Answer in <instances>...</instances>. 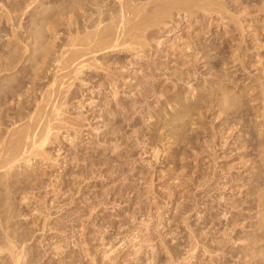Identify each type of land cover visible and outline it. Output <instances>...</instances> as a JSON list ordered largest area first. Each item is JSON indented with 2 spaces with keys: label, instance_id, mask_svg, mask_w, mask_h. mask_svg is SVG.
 I'll list each match as a JSON object with an SVG mask.
<instances>
[{
  "label": "rangeland",
  "instance_id": "1",
  "mask_svg": "<svg viewBox=\"0 0 264 264\" xmlns=\"http://www.w3.org/2000/svg\"><path fill=\"white\" fill-rule=\"evenodd\" d=\"M18 1L24 2L25 0H1L0 2H18ZM35 1L38 3V4L36 3L38 6L36 4L35 6H37L38 8L35 7L31 11L32 15H34V18L40 19L42 18L41 16L43 14V16L48 15V17L50 15L51 18H55L56 20L54 19L55 21L54 22L52 21L53 19L51 20V18H48L46 16L48 20L50 19L49 24L48 22H45L44 25L38 26L40 29H37L38 27L36 28L35 27L36 24L32 21L33 16L32 18L31 16H28V15H31L29 14L30 12L28 13L26 12L27 14L25 13L24 15L23 14L21 15L20 11L16 12V15L18 13L20 14V15L18 14L19 16L17 15L19 17L18 21L23 26V30L22 29L20 30V27H19V31H18L21 37L20 44L18 43L19 41L16 40V38H14V36L11 35L12 33H9L10 28H11L10 27L11 22L9 23L10 25L8 23H5L7 21H5V18L3 19V17L1 16L2 14H0V18H2L0 21V26H1L0 31L4 27L3 31L1 32V36H0V45H1L0 48L2 47L1 49H3L5 47V51L9 52V55L12 52H14L15 55H11V57L14 59L13 61H17V58H20V57L22 58V59L21 58L19 59L22 61H18L19 63L17 62V64L10 66V69H11V67L14 68V66L17 65L16 68L11 69L12 71L9 69L11 72L9 70H8L9 72L4 71L6 73L1 72V75H0V79L2 80V81L0 80V85L2 84L0 86V90H2L5 86L6 88L12 89V91H9L7 89L9 94L5 92L6 89L2 90L3 92L0 91V95H1L0 96V113H1L0 115L2 117H5V119L1 118L3 120L2 122H0L2 123V125L0 124L1 130L4 129V131L2 132H5V127L11 124V121H9L11 120V117L13 121L15 119L19 121V118L21 119L20 115L25 116L23 121H25L26 118L28 119L29 114L24 113V112L27 110L29 111V108H30V112H32L35 109L36 103L38 101V100L37 101L35 100L39 98L38 96H42L40 95V93L42 92L44 93V91H46L45 89H47V87L51 85V82L49 83V81L51 80L53 81L55 77H58V83L61 81V84L59 83V86L63 88L65 86L62 85V82H65L67 79H70L69 80L70 84L72 83L71 81L73 82L75 81L74 84L72 85V88L70 87V85H68L69 87H66V90L67 88H70L69 92L71 91L73 93L69 94V92L67 91L68 92L67 94V92H65L66 93L65 96L69 97L71 95L69 99L67 100L65 99L66 102L70 101L68 104L71 106L69 107V105L66 104L68 112L66 109H64L66 110L65 112L69 113V114L64 113L65 116L68 115V117L66 116L67 118H70L68 120L70 121L74 120L72 118L75 116H79L78 112L81 111L80 116H83L81 115V113L85 114V116L86 115L90 116L89 121L91 122V124L89 123V121H87L88 125L86 124V121L83 122L85 123L82 126L83 132L78 131L79 133L81 132V135H79L78 132H77V135L74 134L71 131L73 129H71L70 131L71 133H73V135L71 136L72 137L73 136L75 137V135L77 136L75 137V139L73 137V140L69 139L68 135L65 132L66 131L65 129H64L65 131L63 129H62L63 131L62 130L59 131L60 134L58 133V130L56 129L55 131L57 132L54 134L52 133V135H50V137L52 136V138L49 137L50 141L47 140L48 142V143L46 142L47 146L46 144L44 145L45 150L43 151L45 153L47 152L46 154L48 156L45 155L44 152H43L44 153L43 155L41 152L42 155L41 154L39 156L37 155L38 158L35 157L34 159H32L33 161L31 160L32 164L31 163L25 164L26 163L24 162L25 160L22 159V162L19 161L20 165H18L19 163H16L17 165H15L12 168V171L11 169L9 170L11 173L9 171H7L8 174H4L5 171H2L3 173H0L2 175L0 176L1 179L7 181V184H6V181H2L1 184H3L4 182L3 184L4 186L1 185L2 188L0 187V190H1L0 192V196H1L0 211L3 210L2 213L5 214L3 215L2 213H0V218H1L0 224L2 225L3 222L5 221L6 223L13 226L11 227V231L14 235H16L14 237L21 238V239H18L20 240L18 243L20 245L22 244L25 245L24 246L25 248L27 247L26 254L28 256L26 255V260H28V258L32 259L29 261L30 262L32 261L34 264H36V262L37 264H103V263L104 264H135V263L146 264L147 262L146 259L148 258L150 248L147 247L148 242L145 243L142 238L148 235L154 241V242L152 241V243L154 244L156 243L158 246L157 247L155 244L156 250H157L156 255H158L157 259L159 258L158 261L160 262V264L165 263L166 261L169 260L167 258L170 257L169 255L170 253L171 255L173 254V256H178L179 259L178 257L176 258L180 260L179 262L181 261L184 262L185 260L183 258L184 256L186 257L187 255L186 249L188 248L187 244H188L189 238L187 237H190L189 231L192 230L196 234H198V239H201L205 243H211L212 238H214L215 241L216 240L224 241L227 239H232L236 241L238 237H240L241 242L239 238L236 242L232 241L233 243L227 240L226 246L228 247L223 246L222 248L223 251L222 250L220 251L219 249L217 250L215 249V247H212L215 250L211 251V254H210V251L209 253L206 252V255L204 252H202V249H200L201 251L196 255L197 256L196 259L192 261L191 264H226V263L227 264H252V262H249L248 257L246 256V254H244V249L242 248L245 245V244H242V240L243 241L250 240L249 234L251 235V232L249 231L250 227H248V224L250 223V221H253V220L246 219V218L249 215H251L252 212H254L253 210L251 211L250 207L253 208L255 206V201H253L254 196L251 190L252 183H250L251 187H249V182H252L253 177L255 179H259V177L260 179H262L261 177L262 176L264 177V173H263L264 165L262 164V161L259 162L261 158V156L259 158V154H258L259 151L257 152L255 150L257 148L260 150L261 148L257 147L254 149V147L257 146V144L254 143L255 140L257 141V129L256 127L254 128V122H253L254 114L252 113L253 112L252 103H249L251 104L250 107L247 106L248 104L247 105L245 104L246 106H242L241 108L243 109L244 107L245 108L247 107L246 108L247 111L249 110L247 116L245 115L247 113L245 111V108H244V111L241 110L243 113L246 112L244 113L245 118H246V123L244 122V120H241L244 122V123L241 122L242 127L244 126L246 127L248 125V128H251L252 126L251 132H253L256 135V137L253 139L254 142L251 141L252 146H249L250 144L249 142L247 143L249 147L247 146L245 148L244 146L246 145H242L243 143L241 142V140L243 141V138H240L238 143H234V139L236 137L235 134H238L237 129H235L236 131L231 132L233 135H235L234 137L232 134H230L229 132L230 130L227 129L228 124L226 125V122H224L226 118L228 122H230L233 118H235L234 114L236 113L230 112L231 113L230 114L228 112V111H234V109H229L228 111L227 110L220 111V108L217 105L216 106L210 105L208 107H205L204 108L205 112H203L204 114L202 116L203 119H201L202 125H204L205 127L200 126V128L198 129L197 127L199 126H195V125L188 127L189 128L188 130L190 131L191 136H192L191 140L193 142V143L191 142L192 144L188 145L190 146V148L187 147L186 145H183V144L181 145V143H177V140H175L176 138L173 137L172 134H168L169 132L168 128L164 123L165 121H167V116L171 114L170 109H176L178 106L177 101L176 102L174 100H172L171 102L169 101V98H172L169 96H173V95L176 96L177 95L176 93H178L177 97L179 96V98L180 97L183 99L185 98L186 101H189V100L191 101V99H189L190 95H188L189 92L188 94H186L187 84L186 82H184L188 74V70H186L187 67L191 68L190 70L191 73H189V77L191 78L193 77L192 82H194L195 84L197 83L200 84V81L202 82L204 78L207 80L208 78H210L211 81L207 83L205 90L209 89L210 88L209 86H212V84L217 85V83L222 84V82L224 85L228 84L227 85L228 90L232 89L230 91H233V92L235 91L239 92L241 88L245 87L246 85H249V86L251 85L253 87H256L255 91L258 93L259 96L257 94L256 95L259 97L258 99L262 101V98H261L262 92L261 93L258 92L261 89V87L258 86L259 79L257 78L258 76L261 75L262 72L260 71L262 69L258 65V63L256 64L255 62L258 58H260L259 54L261 57L263 55V59H264V0H238V1L237 0H222L226 6V12L228 10V12L227 13L225 12L224 14L226 19H224L223 21L215 19L216 18L214 17L215 12L212 13V15L209 14L208 16L202 18V20L200 18L198 22L192 25L190 22H187L184 20L180 21L177 28L174 29L169 36L165 35L164 37H162L164 39L162 43V47L154 49V50L158 49V55H156L157 58L154 57L152 54L146 53L144 55L143 53L140 59H135L133 57L134 55H132V53L129 52L128 50L109 51L106 48L105 50L104 48H100L102 51L99 50L97 54L95 55L101 57L100 61H102L103 64L101 62L100 63L98 62V63L102 64L100 66L103 69L102 68L99 69L98 67L100 66L99 64L96 63L98 67H96V65H93L90 68L91 70L89 71L87 69L84 70L82 76H80L81 78L84 79L85 82L87 81L89 82V83L87 82V84L91 86V87L89 86L91 88L90 91H93L92 93H94L95 95L92 93L89 94L90 93L89 91H87L86 93L85 88L81 85L82 84V82H80L81 80L78 79L79 80L78 82H76L77 80H74V77L72 75L73 73L70 74L72 78H70V76L68 77L69 74L67 75L66 71H68L69 68L64 69L62 72V70L58 71V68H56L55 65H52V63H54L53 60L55 59V56L57 57L60 56V54L68 48V44H69L68 42H69V38L71 35V26L69 25V20L67 21L68 19L67 15H69L70 13L67 14L66 12L69 11L68 9L73 0L72 1L71 0H44V1L43 0H33V2ZM45 3L46 5H44ZM113 4L114 2L110 4L108 3L109 7H111ZM243 7H246V8H244L243 10ZM55 8L57 9L55 10ZM60 9L63 10L64 12H60ZM56 11L58 12L57 14H55ZM79 12H81V10ZM52 13H54V16ZM79 15L80 13H78L79 18L77 17V20L83 23V21L81 20L82 17ZM21 17H22V20H21ZM240 19L241 20L243 19L242 25H245L243 31L241 30V26H240L241 22L240 23L236 22ZM218 21L219 22L221 21V22L218 23ZM30 25L31 27L33 26L32 29L34 32L30 31L32 30L29 27ZM25 26H27V28ZM42 26L43 27L45 26L46 28L45 27L42 28ZM26 29H27V32H25ZM236 29L237 31H235ZM47 31H48V34H47ZM40 33H42L43 35L45 34V35L43 36ZM178 35L180 37L179 39H177ZM26 36L29 39L25 38ZM244 36H245V39L243 38ZM11 38L12 39L14 38L16 41L14 39L12 40ZM184 40H187L188 43L192 42L190 44V46L193 44L191 46L192 51H191V48L188 52L186 49H185L186 51L183 50L184 48L181 47V43H183ZM255 41L257 42L255 43ZM23 42L24 43L26 42L25 45L29 46L27 52L25 49L26 46L24 45ZM195 43H199L197 45L200 48L201 46H205L206 44H208V46H206L209 48L208 50L205 49L206 47H202V48L205 49L204 50L205 55L208 54L207 55L208 57L212 55V57H210L212 61L208 59V61L211 63L210 65H212L213 67L212 73L209 72L211 73V75H208V70H206L207 65L205 64L207 62H205L206 61L205 58L200 59L202 53H204L202 51L203 49L201 48L200 49L201 51H200L199 47L196 48ZM239 43L240 44L242 43L241 44L242 50H240L242 57L240 58V60L238 59L239 63L238 61H236L238 63L236 65L235 63H232V62L231 64L227 63L228 62L227 60H229V62L230 60H232L231 54L229 53H232L230 51L234 49L230 45L232 44L236 45ZM257 43L262 45V48ZM35 45L37 48L35 47ZM193 46L196 48V50H194ZM19 48L21 51H18ZM1 49L0 51H2ZM8 49H10L11 51ZM46 49L48 52L45 51ZM23 50L25 51L24 53H23ZM173 50L175 54L174 52H171ZM245 50H248V51H245ZM206 51H210L209 53L211 55H209V53ZM37 52L40 55H42V57L43 55L44 56L47 54L50 55V56L47 55L45 57L46 61L43 63L44 65L41 64L40 61L42 57L39 54H37ZM244 52L246 53L247 56H244L245 55ZM16 54H18L19 56L21 54V56L19 57ZM161 54H164V55H161ZM172 54H174L175 56L177 55V56L173 57L172 60L174 58L175 59L170 63L171 61L170 57L173 56ZM196 54L197 56H195ZM227 54H229L230 56H228ZM37 55L41 58H38ZM159 55H161L160 57L162 58H160ZM254 55H255V58L253 57ZM50 57L52 59V62H51ZM195 57H199V58H196L197 59L196 60ZM12 58L10 60H12ZM32 58H38L37 59L38 64L34 65L36 59L34 60ZM49 60H50V63L48 64ZM130 60L135 61L134 62L135 64L134 63L129 64ZM176 61H180V63L182 62L180 65L182 64L186 65L188 62L189 63L187 64V66L182 65V66L176 67L179 65V62H176ZM105 62L106 64H108V66L105 64ZM174 62H176L178 65L176 63L174 65ZM212 62L215 65L216 69L214 68V65L212 64ZM222 62L224 63V65L226 63L228 65L226 64L224 66ZM121 63L122 64L125 63V65L127 64L130 66L136 65L137 67L134 66L136 67L135 68L136 71L137 70L140 71V69H143V70L141 72H137L135 77L138 76V79L136 80L134 79L135 80L134 83H132L131 81L132 85L130 87H129L130 83L128 82L127 83L128 85H125L122 90L121 101L118 106L120 109L121 108L124 110L126 109V111L128 112H125V113L123 112L122 114L121 113L112 114L111 112L110 114V111H113L115 108L114 107L115 102H113L110 96V92L108 90H107L108 92L106 90L105 91L100 90L101 92L97 93L96 90H98L97 88L101 86L98 83H101L103 85V83H107L110 81L111 79L110 73H118L116 72V69H118L117 71H119L121 67ZM240 63H241V66H240ZM36 65H39V67L41 68V69L39 68V72L36 70L39 74L38 73L36 74L34 72L35 68L33 67ZM49 65H52L54 67L52 66L49 67ZM196 65L197 66L200 65V66L197 67ZM255 65H258L259 67ZM42 66H45V67L42 68ZM244 66H246V70ZM109 67H110V72H109ZM113 67H115L116 69H114ZM181 67L182 69H180ZM198 68L200 70H198ZM36 69H38V67H36ZM43 69H44V72H42ZM233 69H238V70L234 73L230 71ZM56 71H58L60 74L62 73L60 77H59V73ZM107 71L109 74L107 73ZM197 71L199 72L200 76L198 75ZM32 73H34L36 76ZM40 73H41V77L39 76ZM63 73L64 75L66 74L67 77L66 75L63 76ZM68 73H70V69ZM146 73L149 74V76H147ZM151 73H153V75ZM202 73H203V76H202ZM31 75H34L35 77H37L38 75V78L35 79V77L32 76L33 79H29ZM248 76L250 79L244 80ZM63 77H66L67 79ZM211 77L212 78L214 77L215 80L214 78L212 79ZM5 78L9 80L6 82ZM152 78L154 79V81H152ZM181 78H183V80ZM145 79H146V83H145ZM177 79H179L180 81ZM194 79H196V81ZM3 80H5L6 83H4ZM27 80H28V83L32 81L31 84H35V86L34 85L33 87L31 86L32 89L31 87L29 88L28 85H31V84L30 83L27 84ZM140 82L141 84H139ZM19 83L21 84L25 83V84L22 86ZM150 83H151V86H149ZM26 84L28 87L26 86ZM175 84L177 85V87ZM12 85L14 86L16 85L15 88H17V86L18 87L21 86L22 92H19L20 88L19 89L17 88L16 92L12 93L14 96H12L11 92H14L13 91L14 88L7 87V86H12ZM94 85H98V86L100 85V86L96 87ZM104 85H107V84H104ZM2 86L4 87L1 88ZM201 87H202V84H200V88ZM50 88L51 87H49L48 89ZM94 88L96 90H94ZM33 89L37 93H35L34 91L33 93L32 92ZM143 90H144V93H143ZM24 91H26L27 93L31 91L30 93L31 96L29 93L27 94ZM18 92L22 93L21 97L23 98L22 100H24V103H26L25 98L28 97L27 98L28 99L27 103L29 104L28 106L26 105L27 103L24 104L23 102H21L22 100L20 101L21 103H23V107L25 105L27 106V108L24 109V111L22 109V106L20 108L21 110L18 108V106L20 107L21 105V103L20 105L18 104L19 102L18 95H17ZM162 92L163 94H160ZM198 92H199V97L197 96V99H199L201 97V94L205 93L206 91L203 92V90L202 91L200 90ZM158 93L160 95H158ZM167 93H169V95ZM10 94L12 97L17 96V98L13 99L12 97H10ZM33 94L35 98L33 97ZM81 94L83 97L81 96ZM84 94H88V95H84ZM134 94L136 96H134ZM93 95H94V99L90 100L89 97ZM167 96L169 97L168 99H167ZM11 98L14 101H11L12 100ZM15 100H17L18 102H15ZM259 100L255 102L259 104L257 107H260L261 105L260 103H262L261 101L260 103H258ZM91 101L94 103H92ZM60 102H61V99H60ZM90 102L93 105H90L89 104ZM4 105L6 106V108H4L5 107ZM248 107L251 109H248ZM162 108L163 110H161ZM227 112L230 115L227 114ZM5 113L8 115H6ZM25 114H27V117ZM64 114L62 115V117H64ZM101 114H102L103 120L102 119L98 120L97 117L100 116L101 118ZM75 119H77V117H75ZM92 119L93 121H91ZM96 119L98 120V122L96 121ZM23 121H19V122L23 123ZM96 122L101 127L98 131L96 130L97 132L95 130H92V129H95V127H97L95 126L97 125ZM20 123L17 122V125H19ZM86 125H87V128H86ZM90 125L91 126L94 125L92 126L94 128H92ZM114 128L116 129L117 136L120 138L117 142L115 139L111 138L112 137L111 131ZM213 128H214V131H213ZM248 128L246 127V129L250 131ZM85 132H89V134L87 135V133ZM242 134H244V131ZM117 144L119 145L117 146ZM240 145L242 146L241 148H240ZM154 148H156L158 152L155 151ZM184 148H186L187 150ZM201 148L202 150H199ZM205 151H207L206 154H205ZM196 152L198 153V156L195 154ZM256 152H257L258 157L256 155ZM193 153H194V156H193ZM45 156L47 158H45ZM246 159L248 163L245 162ZM86 163L88 164L86 165ZM217 163H218V166H217ZM254 165L256 169L253 167ZM81 174L82 175L84 174V175L82 176ZM80 176L82 177V180L80 179L81 178ZM257 176L258 178H256ZM250 177L252 180L250 179ZM5 184H6V189H4ZM9 185L10 187L8 189L7 186ZM248 187L251 193L248 191ZM196 190L198 193L196 192ZM8 196H10L11 198H9ZM22 196H24L23 197L24 199L22 198ZM2 197L4 198V200ZM196 198L197 200L199 199L198 201H196L197 203L199 202L198 204H196L195 202ZM10 211L13 214L10 213ZM141 224H145L146 226L145 225L143 226ZM212 226H213V229L211 228ZM245 229H246V232L249 229L247 233L245 232ZM148 231H150L149 234H147ZM224 232L226 233L227 237L226 235H224L225 234ZM246 235H248V237ZM18 240L16 239V242ZM144 243L146 246L144 245ZM220 243H224V242H220ZM243 243H246V242H243ZM138 245L140 247H138ZM213 245H214V242H213ZM234 245L236 247H234ZM224 247H226L227 250L224 249ZM28 249H31V250H28ZM134 249L136 251L138 250L137 254H134L136 253ZM131 251L133 254L131 253ZM238 251L239 252L243 251V252L239 253ZM29 253H31V255ZM167 255H169V257ZM223 257H226V259Z\"/></svg>",
  "mask_w": 264,
  "mask_h": 264
},
{
  "label": "bare ground",
  "instance_id": "2",
  "mask_svg": "<svg viewBox=\"0 0 264 264\" xmlns=\"http://www.w3.org/2000/svg\"><path fill=\"white\" fill-rule=\"evenodd\" d=\"M1 1V0H0ZM44 1V0H43ZM72 1V0H71ZM238 1V0H237ZM112 2H114V4L111 6V7H109V5H108V3L110 4V3H112ZM37 2L35 1V2H33V0H25L24 2H0V14H2L1 16L3 17V19L5 18V21H7V22H5V23H10L9 25H10V32L9 33H12L11 35L12 36H14V38H16V40H18L19 42V44L21 43V37H20V35H19V27H20V30L22 29L23 30V26L21 25V23L18 21V16L20 15L19 13V15L17 16L16 15V12H18V11H20V13H21V15L23 14H25L26 12L28 13V12H30L29 14H31V15H28V16H31V18H32V16H33V22L36 24H33V25H35V27L37 28L38 26H40V25H44V23L45 22H48V24H49V20H48V18H51L50 17V15H49V17H48V15H46V16H43V14H42V18H34V15H32V10L35 8V7H37L38 5V3L36 4ZM47 3V2H46ZM46 3L44 4V5H46ZM35 4L37 5V6H35ZM55 5V4H54ZM70 5V4H69ZM68 5V6H69ZM242 5V4H241ZM60 6V5H59ZM41 7V6H40ZM63 7V6H62ZM67 7V6H66ZM228 7V6H227ZM242 7V6H241ZM254 7V6H253ZM38 8V7H37ZM244 8H246V7H243V10H244ZM260 8V7H259ZM43 9V8H42ZM57 8H55V10H56ZM67 9V8H66ZM51 10V9H50ZM69 11H67L66 13L68 14V13H70L69 15H67L68 16V19H67V21L69 20V25L71 26V35H70V38H69V44H68V48L65 50V51H63L61 54H60V56H55V59L53 60L54 61V63H52V65H55V67L56 68H58V71H60V70H62V72H63V70L64 69H70V73H68V71H69V69H68V71H66L65 73L68 75V77L70 76V74H72L73 75V77H74V80H77L76 82H78L79 80H81L80 82H82V86L85 88V91H86V93H87V91H89L90 93L89 94H91L93 91H90V85H88L87 84V82H85L84 81V79L83 78H81L80 76H82V74H83V71L84 70H91L90 68L93 66V65H96V63L97 64H99L100 62L103 64V62L102 61H100L101 59V57H99V56H96L95 54H97V52L99 51V50H101L100 48H104V50H105V48L107 49V50H109V51H113V50H117V51H123V50H128L129 52H131L132 53V55H134L133 57L135 58V59H140L141 58V56L143 55V53H144V55L146 54V53H148V54H152L154 57H156V55H158V49H156V50H154L155 48H160V47H162V43H163V38L162 37H164L165 35H167V36H169L170 34H171V32L174 30V29H176L177 28V26L179 25V23H180V21H182V20H184V21H187V22H190L191 23V25L192 24H194V23H196V22H198L199 21V19L201 18V20H202V18H204V17H206V16H208L209 14L210 15H212V13H214L215 12V15H217V16H215L214 15V17H216L215 19H218V20H221V21H223L224 19H226V17H225V12H226V6H225V4H224V2L222 1V0H73L72 2H71V5H70V7H69V9H68ZM81 10V12H79ZM83 10V11H82ZM57 11H59V10H57ZM55 12V14H57L58 12ZM242 11V10H241ZM246 11V10H245ZM38 12V11H37ZM60 12H64L63 10H61L60 9ZM227 12H228V10H227ZM226 12V13H227ZM26 13V14H27ZM34 13V12H33ZM40 13V12H39ZM65 13V14H66ZM78 13H80V15L79 16H81L82 17V21H83V23H81V22H79L78 20H77V17H78ZM243 13V12H242ZM47 14H48V12H47ZM53 14V16H54V13H52ZM250 14V13H249ZM63 15H64V13H63ZM38 16V15H37ZM40 16V15H39ZM52 16V17H53ZM46 17V18H45ZM56 17V16H55ZM59 17V16H58ZM65 17V16H64ZM213 17V18H214ZM57 18V17H56ZM79 18V17H78ZM231 18V17H230ZM1 19L2 18H0V21H1ZM53 19V20H52ZM54 19L55 18H51V20L52 21H54ZM232 19V18H231ZM21 20H22V17H21ZM31 20V19H30ZM48 20V21H47ZM56 20V19H55ZM58 20V19H57ZM63 20H65V19H63ZM213 20V19H212ZM243 20V19H242ZM242 20L240 19V20H238V21H236L237 23H240L241 22V24H240V26H241V30L243 31V29H244V26L245 25H242ZM9 21V22H8ZM51 21V22H52ZM207 21V20H206ZM215 21V20H214ZM220 21V22H221ZM227 21H229V20H227ZM3 22H4V20H3ZM29 22H31V21H29ZM55 22V21H54ZM58 22V21H57ZM219 21H218V23H220ZM235 22V23H236ZM4 23V24H5ZM82 24V26H81V24ZM203 23V22H202ZM211 23V22H210ZM213 23V22H212ZM225 23V22H224ZM229 23H231V22H229ZM51 24V23H50ZM6 25V24H5ZM22 27H21V26ZM59 25V24H58ZM68 25V26H69ZM227 25V24H226ZM234 26V25H233ZM1 27V26H0ZM6 27V26H5ZM26 28H27V26H25ZM31 29L33 28V26L31 27V25L29 26ZM34 27V28H35ZM45 27V26H44ZM43 26H42V28H44ZM55 27V26H54ZM228 27V26H227ZM236 27V26H235ZM4 28V27H3ZM3 28H2V30L0 31V36H1V32L3 31ZM7 28V27H6ZM35 28V29H36ZM46 28V27H45ZM58 28V27H57ZM25 29V28H24ZM37 29H40L39 27L37 28ZM69 30H70V28H69ZM7 31H9V30H7ZM30 31H33V29L32 30H30ZM235 31H237V29L235 30ZM241 31V32H242ZM25 32H27V29L25 30ZM34 32V31H33ZM32 32V33H33ZM40 32V31H39ZM42 32V31H41ZM44 32V31H43ZM50 32H52V31H50ZM54 32V31H53ZM30 33V32H29ZM68 33V32H67ZM255 33V32H254ZM40 34H42V33H40ZM47 34H48V31H47ZM29 35V34H28ZM38 35V34H37ZM43 35V34H42ZM45 35V34H44ZM43 35V36H44ZM197 35V34H196ZM243 35H244V33H243ZM25 36V35H24ZM23 36V37H24ZM22 37V38H23ZM36 37V36H35ZM52 37V36H51ZM13 38V39H14ZM25 38H28L27 36L25 37ZM57 38V37H56ZM180 37H179V35L177 36V39H179ZM244 39H245V36L243 37ZM259 38V37H258ZM8 39V38H7ZM12 39V38H11ZM12 39V40H13ZM29 39V38H28ZM37 39V38H36ZM55 39V38H54ZM262 39V38H261ZM10 40V39H9ZM15 40V39H14ZM15 40V41H16ZM23 40V39H22ZM38 40V39H37ZM43 40V39H42ZM46 40H47V38H46ZM258 40V39H257ZM260 40V39H259ZM4 41V40H3ZM8 41V40H7ZM24 41V40H23ZM25 41H26V39H25ZM28 41V40H27ZM45 41V40H44ZM190 41V40H189ZM192 41H193V39H192ZM196 41V40H195ZM208 41V40H207ZM234 41V40H233ZM11 42V41H10ZM29 42V41H28ZM35 42V41H34ZM37 42V41H36ZM40 42V41H39ZM43 42V41H42ZM46 42V41H45ZM50 42V41H49ZM55 42V41H54ZM155 42V43H154ZM240 42V41H239ZM257 41H255V43H256ZM4 43V42H3ZM6 43V42H5ZM9 43V42H8ZM24 43V42H23ZM44 43V42H43ZM192 42H190V43H188L187 42V40H184L183 41V43H181V47H183L184 49L183 50H187V52L190 50V48H191V51H192V45L190 46V44H191ZM194 43V42H193ZM262 43V42H261ZM13 44V43H12ZM11 44V45H12ZM26 44V42L24 43V45ZM196 44V48H198L199 46L197 45V44H199V43H195ZM205 44V43H204ZM229 44V43H228ZM242 44V43H241ZM241 44L239 43V44H232V45H230V46H232V48H234V49H232V51H230V52H232V53H229V54H231V58H232V60H230V62H229V60H227L226 62L227 63H230L231 64V62L232 63H235V65L236 64H238L239 63V60H240V58L242 57L241 56V52H240V50H242L241 49ZM258 45H260L259 43H257ZM256 44V45H257ZM8 45V44H7ZM21 45H23V44H21ZM164 45V44H163ZM183 45V46H182ZM244 45V44H243ZM1 46V45H0ZM6 46V45H5ZM26 46V45H25ZM37 46H39V45H37ZM52 46V45H51ZM195 46V45H194ZM193 46V47H194ZM206 46H208V44H206L205 46H201V48L202 47H206ZM210 46V45H209ZM234 46V47H233ZM261 46V48H262V45H260ZM8 47V46H7ZM17 47H18V45H17ZM16 47V48H17ZM28 47L29 46H26V52L28 51ZM35 47H36V45H35ZM41 47V46H40ZM259 47V46H258ZM2 48V47H1ZM0 48V49H1ZM22 48V47H21ZM37 48V47H36ZM196 48L194 47V50H196ZM200 47H199V50L201 49ZM212 48V47H211ZM213 48H215V47H213ZM3 49H4V51H3ZM3 49H1L2 51H0V75H1V72H4V71H8L9 69H10V66H12V65H14V64H17V62L18 61H22V60H19L21 57V54H20V56L18 55V54H16V55H18L20 58H17V61H13L14 59L11 57V55H15L14 54V52H12L10 55H9V52H6L5 51V47L3 48ZM15 49V48H14ZM24 49V48H23ZM180 49V48H179ZM203 49V48H202ZM205 49H209L208 47H206ZM205 49H203L202 51L204 52V50ZM247 49V48H246ZM8 50H10V49H8ZM7 50V51H8ZM16 50V49H15ZM15 50H13V51H15ZM182 50V49H181ZM185 50V51H186ZM193 50V51H194ZM198 50V49H197ZM261 50V49H260ZM11 51V50H10ZM18 51H21L20 50V48L18 49ZM44 51V50H43ZM45 51H47V49L45 50ZM102 51V50H101ZM161 51V50H160ZM201 51V50H200ZM211 51V50H210ZM210 51H206V52H210ZM245 51H248V50H245ZM250 51V50H249ZM263 51V50H262ZM261 51V52H262ZM25 51L23 50V53H24ZM36 52V51H35ZM48 52V51H47ZM51 52V51H50ZM49 52V53H50ZM170 52V51H169ZM168 52V53H169ZM171 52H174V50L173 51H171ZM195 52V51H194ZM193 52V53H194ZM16 53V52H15ZM22 53V52H21ZM45 53V52H44ZM43 53V54H44ZM165 53V52H164ZM224 53V52H223ZM245 53V52H244ZM37 54H39L38 52H37ZM46 54V53H45ZM67 54V55H66ZM170 54V53H169ZM174 54H175V52H174ZM174 54H172L171 56L172 57H170L171 58V61H170V63L175 59H173L172 60V58L173 57H176ZM207 54V53H206ZM229 54H227L228 56H230ZM259 54V53H258ZM262 54V53H261ZM35 55V54H34ZM40 55V54H39ZM48 56H50L49 54H47ZM47 55H43V57H42V55H40L41 57H39L38 55V58H41V64L42 65H44L43 63L46 61V56ZM161 55H164V54H161ZM161 55H159V57L161 56ZM168 55V54H167ZM194 55V54H193ZM208 55V54H207ZM207 55H205V52L204 53H202V55H201V57H200V59L201 58H205V62H207L205 65H207V68H206V70H208V75H211V73H212V69H213V67H212V65H210L211 63L208 61V59H210V57H212V55L209 53V55H211L210 57H208ZM253 55V54H252ZM25 56V55H24ZM170 56V55H169ZM195 56H197V54L195 55ZM221 56V55H220ZM244 56H247L246 55V53H245V55ZM258 56V55H257ZM15 57V56H14ZM34 57V56H33ZM53 57V56H52ZM57 57V58H56ZM120 57V56H119ZM158 57V58H159ZM168 57V56H167ZM181 57H182V55H181ZM180 57V58H181ZM225 57V56H224ZM254 58H255V55L253 56ZM259 57L260 58H258L257 60H256V64L258 63V65L261 67V71L260 72H262L261 73V75L260 76H258L257 78L259 79L258 80V82H259V85L258 86H260L261 87V91L259 90L258 92L259 93H261L262 92V101L261 100H259L258 98V93L255 91V88L256 87H253V86H249V85H246L245 87H243V88H241V90L239 91V92H233V91H230V90H232V89H229L228 90V82L226 83L227 85H224L223 84V82H222V84L221 83H217V85H214V84H212V86H209L210 88L209 89H207V90H205V88H206V86H207V83L209 82V81H211L210 80V78H208V80L207 79H203L202 80V82L200 81V84H202V87L200 88V84L199 83H197V84H195L194 82H192L193 81V77L191 78V77H189V73H191V68L190 67H187V69H186V67H185V69L186 70H188V74H187V76H186V78H185V80H184V82H186V84H187V91H186V94H188V92H189V94L188 95H190V97H189V99H191V101L189 100V101H186L185 100V98L183 99V98H179V96L177 97V95H178V93H176L177 95L175 96V95H173V96H169V97H172V98H169L168 96H167V99L169 98V101L171 102L172 100H174L175 102L177 101L178 102V106H177V108L176 109H170L171 111V114L170 115H168L167 116V121H165V125L167 126V128H168V134H172V136L173 137H175L176 139L175 140H177V143H181V145L183 144V145H186L187 147H189L190 148V146H188V145H190V144H192L193 142H192V140H191V133H190V131L188 130L189 128L188 127H190V126H193V125H195V126H199V127H197V129L198 128H200V126H204V125H202V120L201 119H203L202 118V116H203V112H205L204 111V108L205 107H208V106H210V105H214V106H219V108H220V111H228L229 109H234V111H228L229 113L231 112V113H236V114H234V116H235V118H233L230 122H228V120H227V118L225 119V121L224 122H226V125L228 124V130H230L229 132H230V134H232L231 132H233V131H236L235 129H237V133L238 134H235L236 135V137H235V135H233L234 137H235V139H234V143H238V141H239V139L240 138H243V141L241 140V142L243 143H241L242 145H246V146H244V148L245 147H247L248 145H247V143H249L250 142V144H249V146H252L251 145V141H253L254 142V138L256 137V135L253 133V132H251V128H252V126H251V128H248V125L246 126L250 131H248L247 129H246V127L244 126V124H243V126L244 127H242V123H246V118H245V115L247 116V114H248V111H247V107L245 108V111L247 112H244V113H246L245 115H244V113L242 112V111H244V108L243 109H241L242 108V106H246L247 104V106H251V104H249V103H252V110H253V114H254V118H253V122H254V128L256 127V129H257V141L255 140V142L254 143H256L257 144V146L256 147H254V149L255 148H257V147H259V148H261L260 150L258 149H255L257 152L259 151V158H260V156H261V158H260V161L259 162H261L262 161V164L264 165V59H263V55H262V57L260 56V54H259ZM12 58V60H10ZM38 58H32V59H36V61H35V63H34V65L35 64H38V62H37V59ZM48 58V57H47ZM54 58V57H53ZM157 58V57H156ZM160 58H162V57H160ZM169 58V59H170ZM187 58V57H186ZM194 58V57H193ZM196 58H199V57H195V59ZM207 58V59H206ZM22 59V58H21ZM50 59H51V57H50ZM176 59H178V58H176ZM188 59V58H187ZM216 59V58H215ZM221 59V58H220ZM237 59V60H236ZM239 59V60H238ZM48 60V59H47ZM111 60V59H110ZM132 60H134V59H132ZM197 60V59H196ZM195 60V61H196ZM211 60V59H210ZM29 61V60H28ZM31 61V60H30ZM33 61V60H32ZM167 61V60H166ZM185 61V60H184ZM188 61V60H187ZM190 61H192V60H190ZM193 61H194V59H193ZM212 61V60H211ZM215 61V60H214ZM213 61V62H214ZM236 61H238V63L236 62ZM37 62V63H36ZM39 62V63H40ZM51 62H52V59H51ZM99 62V63H98ZM107 62V61H106ZM106 62H105V64H106ZM115 62V61H114ZM131 62V63H130ZM130 62H129V64H133L135 61H131L130 60ZM176 62H179V65L176 63ZM176 62H174V65H175V63L178 65V66H176V67H179V66H182V65H180L182 62H183V60H182V62L180 63V61H176ZM213 62H212V64H213ZM225 62V63H226ZM19 63V62H18ZM29 63V62H28ZM27 63V64H28ZM50 63V60H49V62H48V64ZM108 63V62H107ZM116 63V62H115ZM120 63V62H119ZM136 63H138V62H136ZM147 63H148V61H147ZM152 63V62H151ZM169 63V62H168ZM189 63V62H188ZM187 63V64H188ZM193 63V62H192ZM196 63V62H195ZM194 63V64H195ZM223 63V62H222ZM226 63V64H227ZM242 63H244V62H242ZM21 64V63H20ZM19 64V65H20ZM102 64H99V66L100 65H102ZM117 64H118V62H117ZM127 64H128V62H127ZM125 65V63L124 64H122L121 63V67H120V69H119V71H117L118 69H116L115 67H113L114 69H116V72H118V73H110L111 74V79H110V81L109 80H107V81H109V82H107V83H103V85L104 84H107V85H102L101 83H98V84H100L99 86L98 85H94V86H98L99 88H97L98 90H96L95 88H94V90H96L97 91V93H100L101 91L100 90H102V91H109L110 92V96H111V98H112V100H113V102H115V108H114V110L113 111H110V114H111V112H112V114H116V113H125V112H128V111H126V109L124 110V109H120L119 108V103H120V101H121V93H122V90H123V88H124V86L125 85H128L127 83L129 82L130 84H129V87L132 85L131 84V81H132V83H134V81L136 80V79H138V76L137 77H135L136 76V74H137V72H141L143 69H140V71H136L135 70V68L137 67L136 65H134V66H136V67H134L133 65ZM135 64V63H134ZM150 64V63H149ZM187 64L185 65V66H187ZM191 64V63H190ZM201 64V63H200ZM225 64V65H226ZM249 64V63H248ZM40 65V64H39ZM39 65H36V66H34L33 68H35L34 70H32V71H34L36 74L39 72ZM52 65H49V67L50 66H52ZM107 66H108V64H106ZM110 65V64H109ZM112 65V64H111ZM155 65V64H154ZM168 65V64H167ZM183 65V66H184ZM203 65V64H202ZM214 65V64H213ZM220 65V64H219ZM223 65H224V63H223ZM224 65V66H225ZM228 65V64H227ZM232 65H234V64H232ZM231 65V66H232ZM245 65V64H244ZM258 65H255V66H257V67H259ZM31 66H32V64H31ZM31 66H29V67H31ZM48 66V65H47ZM134 68H133V67ZM173 66V65H172ZM197 66V65H196ZM198 66H200V65H198ZM197 66V67H198ZM240 66H241V63H240ZM239 66V67H240ZM251 66V65H250ZM17 67V65L16 66H14V68H16ZM36 67H38V69H36ZM45 66H42V68H44ZM52 67H54V66H52ZM96 67H98L97 65H96ZM95 67V68H96ZM118 67V66H117ZM149 67V66H148ZM245 67V70H246V66H244ZM243 67V68H244ZM252 67H254V66H252ZM13 67H11V69H14ZM26 68V67H25ZM94 68V67H93ZM99 69H101L102 67L100 66V67H98ZM106 68H108V67H106ZM154 68V67H153ZM167 68H169V67H167ZM184 68V67H183ZM202 68V67H201ZM214 68H215V65H214ZM230 68V67H229ZM238 68V67H237ZM242 68V67H241ZM248 68V67H247ZM10 69V70H11ZM30 69V68H29ZM41 69V68H40ZM54 69V68H53ZM97 69V68H96ZM103 69V68H102ZM178 69V68H177ZM180 69H182V67L180 68ZM216 69V68H215ZM260 69V68H259ZM9 70V71H10ZM38 72H37V71ZM56 70V69H55ZM105 70H107V69H105ZM154 70V69H153ZM195 70V69H194ZM198 70H200L199 68H198ZM220 70V69H219ZM219 70H217V71H219ZM238 69H233V70H230V71H232V72H236ZM244 70V71H245ZM255 70H256V68H255ZM8 71V72H9ZM12 71V70H11ZM10 71V72H11ZM14 71V70H13ZM24 71V70H23ZM46 71V70H45ZM51 71V70H50ZM58 71H56V72H58ZM112 71V70H111ZM190 71V72H189ZM221 71V70H220ZM248 71V70H247ZM246 71V72H247ZM40 72H41V70H40ZM42 72H44V69L42 70ZM109 72H110V67H109ZM115 72V71H114ZM144 72V71H143ZM186 72V71H185ZM192 72H194V71H192ZM198 72V71H197ZM209 72H211V73H209ZM224 72V71H223ZM4 73H6V72H4ZM15 73V72H14ZM23 73V72H22ZM59 73V72H58ZM90 73V72H89ZM107 73H108V71H107ZM145 73V72H144ZM149 73V72H148ZM155 73V72H154ZM180 73V72H179ZM215 73V72H214ZM20 74V73H19ZM32 74H34V73H32ZM39 74V73H38ZM45 74V73H44ZM62 74V73H61ZM60 73H59V77H60V75H61ZM65 74V75H66ZM109 74V73H108ZM147 74V73H146ZM152 75H153V73H151ZM156 74V73H155ZM172 74V73H171ZM194 74V73H193ZM197 74V73H196ZM226 74V73H225ZM247 74V73H246ZM26 75H27V73H26ZM35 75V74H34ZM34 75H31L30 77H29V79H33L32 78V76L33 77H35ZM42 75H43V73H42ZM64 75V73H63V76H65ZM67 75H66V77H67ZM139 75V74H138ZM176 75V74H175ZM198 75H199V72H198ZM205 75V74H204ZM40 77H41V73H40V75H39ZM147 76H149V74H147ZM174 76V75H173ZM191 76V75H190ZM196 76V75H195ZM200 76V75H199ZM202 76H203V73H202ZM201 76V77H202ZM244 76V75H243ZM254 76V75H253ZM15 77V76H14ZM39 77V78H40ZM53 77H54V75H53ZM52 77V78H53ZM66 77H63V78H66ZM86 77V76H85ZM151 77V76H150ZM152 77H154V76H152ZM175 77H177V76H175ZM180 77V76H179ZM206 77H207V75H206ZM2 78V77H1ZM17 78V77H16ZM36 78H38V75H37V77H35V79ZM57 78V79H56ZM70 78H72V76H70ZM148 78V77H147ZM184 78V77H183ZM183 78H181L182 80H183ZM198 78V77H197ZM212 78V77H211ZM214 78V77H213ZM212 78V79H213ZM222 78V77H221ZM6 79V82L9 80H7V78H5ZM11 79V78H10ZM22 79V78H21ZM24 79V78H23ZM28 79V78H27ZM60 79V78H59ZM67 79V78H66ZM79 79V80H78ZM90 79V78H89ZM135 79V80H134ZM144 79V78H143ZM160 79V78H159ZM223 79V78H222ZM248 79H250L249 78V76L246 78V79H244V80H248ZM1 80V79H0ZM26 80V79H25ZM24 80V81H25ZM38 80V79H37ZM68 80V81H67ZM65 82H62V85H64L65 87L63 88V87H61V86H59V83L61 84V81L58 83V77H55L54 79H53V81L51 80V81H49V83L51 82V85H49L48 87H47V89H45L46 91H44V93L42 92V93H40V95H42V96H38L39 98L38 99H36L35 101H37V103H36V106H35V109L32 111V112H30V108H29V111L28 112H30V113H28L27 111H25L24 113H27V114H29L28 115V119L26 118V120L25 121H23L24 120V118H25V116H22V115H20V117H21V119L19 118V121H23V123H20L18 120H12V117H11V120H9V119H7V120H9V121H11V124L9 125V126H4L5 127V132H2V131H4V129L3 130H1V127H0V130H1V132H0V170H1V172L0 173H3L2 171H5V172H7V171H9L10 169H11V171H12V168L15 166V165H17L16 163H19L18 165H20V162L19 161H21L22 162V159L23 160H25L24 162H26L25 164H27V163H31L32 164V162H31V160L32 159H34L35 157H37V155L39 156L40 154H41V152H42V154L44 155V151L43 150H45V147H44V145L46 144V142H47V140L48 141H50L49 139L50 138H52V136L50 137V135H52V133L54 134V133H56L57 131H55L56 129L58 130V133H59V131H61L62 129L66 132V134L68 135V137H69V139L70 140H73V137L71 136V135H73V133L74 134H76L77 135V132L78 131H82V126L85 124V123H83V122H85L86 121V124L88 123L87 121H89V117L90 116H88V115H86L85 116V114H83V113H81V115H83V116H80V112H78L79 114V116H75V117H77V119H75V117H73L72 119H74V120H68V119H70V118H67L68 117V115H66L65 116V114L68 112V109H67V105L66 104H68L70 101H68V102H66V100L67 99H69V97L71 96H65V92H69V90H70V88H67V90H66V87H69L68 85H70V87L72 88V85L74 84V82L73 81H71L72 83L70 84L69 82V80L70 79H67ZM97 80V79H96ZM140 80V79H139ZM150 80H151V78H150ZM167 80H169V79H167ZM177 80H179V79H177ZM195 81H196V79H194ZM214 80H215V78H214ZM217 80V79H216ZM231 80V79H230ZM252 80V79H251ZM255 80H256V78H255ZM2 81V80H1ZM22 81V80H21ZM30 81V80H29ZM39 81V80H38ZM64 81V80H63ZM142 81H144V80H142ZM148 81V80H147ZM152 81H154V79L152 78ZM160 81V80H159ZM174 81H176V80H174ZM180 81V80H179ZM224 81V80H223ZM228 81V80H227ZM3 82L4 83H6L5 82V80H3ZM9 82H11V81H9ZM26 82V81H25ZM35 82V81H34ZM79 82V83H80ZM94 82V81H93ZM97 82V81H96ZM158 82V81H157ZM231 82V81H230ZM240 82V81H239ZM253 82V81H252ZM2 83V82H1ZM30 84L32 83V81L31 82H29ZM28 83V80H27V84H29ZM48 83V84H49ZM67 83H69V84H67ZM89 83V82H88ZM143 83V82H142ZM145 83H146V79H145ZM232 83H233V81H232ZM245 83V82H244ZM20 85H24L23 83L21 84V83H19ZM19 84H17V85H19ZM27 84H26V86H27ZM37 84V83H36ZM67 84V85H66ZM91 84V83H90ZM139 84H141V82L139 83ZM173 84V83H172ZM185 84V85H186ZM255 84V83H254ZM2 85V84H1ZM0 85V86H1ZM33 85L35 86V84H31V85H28L29 86V88L32 86L33 87ZM55 85H57V86H55ZM93 85V84H92ZM144 85V84H143ZM176 85V84H175ZM12 86H14V85H12ZM12 86H7V87H11V88H14L13 89V91L14 92H11V94L12 93H15L16 92V90H17V88L19 89L20 88V90H19V92H22L21 91V86H17V88H15V86L14 87H12ZM25 86V87H26ZM27 86V87H28ZM47 86V85H46ZM77 86V85H76ZM81 86V87H82ZM90 86V87H89ZM145 86V85H144ZM149 86H151V83L149 84ZM174 86V85H173ZM199 86V87H198ZM234 86V85H233ZM254 86H256V85H254ZM257 86V87H258ZM4 86H2L1 88H3ZM32 87H31V89H32ZM49 87H51L50 89H48ZM80 87V88H81ZM143 87V86H142ZM148 87V86H147ZM176 87H177V85H176ZM186 87V86H185ZM212 87V88H211ZM236 87V86H235ZM83 88V89H84ZM93 88V87H92ZM138 88H140V87H138ZM152 88V87H151ZM259 88V87H258ZM4 89H6V91L5 92H7L8 93V91H7V89L9 90V91H12V89H9V88H6V86L2 89V90H4ZM35 89V88H34ZM34 89L32 90V92L34 91ZM82 89V88H81ZM149 89V88H148ZM174 89V88H173ZM183 89V88H182ZM235 89V88H234ZM2 90H0V91H2ZM26 90H27V88H26ZM36 90V89H35ZM48 90V91H47ZM73 90V89H72ZM76 90V89H75ZM125 90V89H124ZM153 90V89H152ZM157 90V89H156ZM155 90V91H156ZM161 90V89H160ZM163 90V89H162ZM180 90V89H179ZM202 91L203 90V92L204 91H206L205 93H203V94H201V97L199 98V99H197V96L199 97V92L198 91ZM29 91V90H28ZM43 91V90H42ZM107 91V92H108ZM140 91V90H139ZM3 92V91H2ZM18 92V100H19V102L17 101V100H15V102H18V104L20 105V103L21 102H23L24 103V100H22L23 98L21 97V95H22V93H19ZM24 92H26V91H24ZM35 92V91H34ZM33 92V93H34ZM68 92H67V94H68ZM79 92V91H78ZM107 92H106V94H107ZM136 92V91H135ZM146 92H147V90H146ZM151 92V91H150ZM27 93V92H26ZM29 94L31 93V91L30 92H28ZM27 93V94H28ZM35 93H37V92H35ZM70 93H73V92H69V94ZM82 93V92H81ZM143 93H144V90H143ZM3 94V93H2ZM6 94V93H5ZM9 94V93H8ZM11 94H10V97H12V96H14L13 94H12V96H11ZM15 94V95H16ZM26 94V95H27ZM64 94V95H63ZM83 94V93H82ZM82 94H81V96H82ZM92 94H94V93H92ZM155 94V93H154ZM160 94H163V92L162 93H160ZM159 93H158V95H160ZM168 95H169V93H167ZM175 94V93H174ZM258 96H257V95ZM7 95V94H6ZM23 95H24V93H23ZM63 95V96H62ZM84 95H88V94H84ZM95 95V94H94ZM94 95L93 96H90L89 98H90V100H93L94 99ZM145 95V94H144ZM172 95V94H171ZM179 95H181V94H179ZM183 95V94H182ZM187 95V96H188ZM1 96V95H0ZM30 96H31V94H30ZM36 96V95H35ZM59 96H61V97H59ZM65 96V97H64ZM79 96V95H78ZM99 96V95H98ZM134 96H136L135 94H134ZM33 97H34V94H33ZM40 97H41V99H40ZM68 97V98H67ZM75 97V96H74ZM83 97V96H82ZM163 97V96H162ZM186 97V96H185ZM13 99H16L17 98V96L16 97H12ZM11 98V99H12ZM28 98V97H27ZM27 98H25L26 100V103H27ZM31 98V97H30ZM35 98V97H34ZM33 98V99H34ZM37 98V97H36ZM61 99V102H60V99ZM148 98V97H147ZM7 99V98H6ZM5 99V100H6ZM10 99V100H11ZM11 100V101H14V100ZM33 99H31V100H33ZM58 99H59V101H58ZM63 99H64V101H63ZM66 99V100H65ZM133 99V98H132ZM161 99V98H160ZM171 99V100H170ZM195 99V100H194ZM197 99V100H196ZM3 100V99H2ZM4 100V101H5ZM22 100V101H21ZM30 100V99H29ZM166 100V99H165ZM165 100H164V102H165ZM257 100H259V102L258 103H260V101L262 102V103H260L261 105H260V107H257L259 104H257V103H255ZM21 101V102H20ZM57 101V102H56ZM144 101V100H143ZM168 101V100H167ZM8 102V101H7ZM30 102V101H29ZM66 102V103H65ZM92 102V101H91ZM91 102L89 103L90 105H93V104H91ZM11 103V102H10ZM23 103H21V105H20V107L18 106V104H17V106H18V108L20 109L21 108V106H22V109H23V111H24V109H26L27 108V106L29 105L28 103L26 104V103H24V104H26L24 107H23ZM33 103V102H32ZM82 103V102H81ZM92 103H94V102H92ZM12 104V103H11ZM166 104V103H165ZM177 104V103H176ZM246 104V105H245ZM2 105V104H1ZM8 105V104H7ZM33 105V104H32ZM31 105V106H32ZM69 105V104H68ZM100 105V104H99ZM149 105V104H148ZM170 105V104H169ZM5 106V105H4ZM73 106V105H72ZM89 106V105H88ZM144 106H145V104H144ZM2 107V106H1ZM30 107V106H29ZM66 107V108H65ZM69 107H71L70 105H69ZM107 107V106H106ZM121 107V106H120ZM213 107V106H212ZM248 107V109H251V108H249ZM4 108H6V106L4 107ZM8 108V107H7ZM17 108V107H16ZM132 108V107H131ZM164 108V107H163ZM163 108L161 109V110H163ZM64 109H66L67 110V112H65L66 110H64ZM97 109V108H96ZM138 109V108H137ZM207 109V108H206ZM3 110V109H2ZM9 110V109H8ZM21 110V109H20ZM19 110V111H20ZM99 110H101V109H99ZM104 110V109H103ZM107 110V109H106ZM165 110H167V109H165ZM242 110V111H241ZM4 111V110H3ZM22 111V112H23ZM218 111V110H217ZM7 112V111H6ZM17 112V111H16ZM21 112V111H20ZM97 112H99V111H97ZM156 112V111H155ZM169 112V113H170ZM227 112V114H229ZM23 113V114H24ZM65 113V114H64ZM103 113V112H102ZM106 113V112H105ZM164 113V112H163ZM168 113V114H169ZM230 113V114H231ZM1 114V113H0ZM4 114V113H3ZM6 114V113H5ZM27 114H25L26 115V117H27ZM64 114V117H62V115ZM67 114H69V113H67ZM98 114H100V113H98ZM97 114V115H98ZM104 114V113H103ZM127 114V113H126ZM220 114V113H219ZM218 114V115H219ZM226 114V115H227ZM229 114V115H230ZM6 115H8V114H6ZM10 115V114H9ZM12 115V114H11ZM96 115V114H95ZM128 115H130V114H128ZM137 115V114H136ZM250 115V114H249ZM248 115V116H249ZM123 116V115H122ZM144 116V115H143ZM228 116V115H227ZM251 116V115H250ZM97 117V116H96ZM95 117V118H96ZM120 117V116H119ZM128 117V116H127ZM133 117V116H132ZM131 117V118H132ZM232 117V116H231ZM4 118L5 119V117H2L1 115H0V122H2L3 120L2 119ZM9 118V117H8ZM14 118V117H13ZM98 118V120H101L102 119V114H101V118H100V116L99 117H97ZM163 118V117H162ZM220 118V117H219ZM249 119V118H248ZM7 120H5V121H7ZM98 120L96 119V121L98 122ZM103 120V119H102ZM241 120H244V122L243 121H241ZM91 121H93V119L91 120ZM17 122L18 123H20L19 125H17ZM96 122V124L97 125H95V126H97V127H95V129H92V130H99L101 127H100V125H98V123ZM100 122V121H99ZM242 122V123H241ZM248 122V121H247ZM4 123H3V125H4ZM8 123V122H7ZM10 123V122H9ZM89 123L91 124V122L89 121ZM137 123V122H136ZM1 125H2V123H0ZM161 124V123H160ZM159 124V125H160ZM88 125V124H87ZM87 125H86V128H87ZM102 125V124H101ZM91 126V125H90ZM92 126H94V125H92ZM91 126V127H92ZM162 126V125H161ZM194 126V127H195ZM211 126H212V124H211ZM89 127V126H88ZM165 127V126H164ZM205 127V126H204ZM85 128V129H86ZM92 128H94V127H92ZM71 129H73V130H71ZM83 129H84V127H83ZM166 129V128H165ZM255 129V130H256ZM62 130V131H63ZM73 132V133H71V131ZM211 130V129H210ZM55 131V132H54ZM96 131V132H97ZM111 131V130H110ZM118 131V130H117ZM164 131V130H163ZM193 131V130H192ZM213 131H214V128H213ZM243 131H244V134H242L243 133ZM64 132V133H65ZM83 132V131H82ZM200 132V131H199ZM57 133V134H58ZM62 133V132H61ZM79 133V132H78ZM85 133H87V135L89 134V132H85ZM209 133V132H208ZM60 134V133H59ZM91 134V133H90ZM107 134V133H106ZM109 134V133H108ZM111 134H112V137L111 138H113V139H115L116 140V142L120 139L118 136H117V132H116V129L114 128L112 131H111ZM121 134V133H120ZM66 135V136H67ZM75 135V137H77ZM79 135H81V132L79 133ZM229 135V134H228ZM227 135V136H228ZM231 135V136H232ZM91 136V135H90ZM102 136V135H101ZM106 136V135H105ZM196 136V135H195ZM230 136V137H231ZM50 137V138H49ZM54 137V136H53ZM56 137V136H55ZM58 137V136H57ZM64 137H65V135H64ZM75 137H74V139H75ZM84 137V136H83ZM104 137V136H103ZM107 137V136H106ZM168 137V136H167ZM171 137V136H170ZM214 137V136H213ZM229 137V136H228ZM233 137V138H234ZM215 138V137H214ZM218 138H219V136H218ZM224 138V137H223ZM68 139V138H67ZM193 139V138H192ZM63 140V139H62ZM122 140V139H121ZM205 140V139H204ZM226 140V139H225ZM107 141H108V139H107ZM179 141V142H178ZM112 142V141H111ZM115 142V143H116ZM192 142V143H191ZM222 142V141H221ZM252 142V143H253ZM48 143V142H47ZM228 143V142H227ZM253 143V144H254ZM205 144V143H204ZM255 144V145H256ZM119 144H117V146H118ZM214 145V144H213ZM46 146H47V144H46ZM205 146V145H204ZM208 146H209V144H208ZM248 146V147H249ZM254 146V145H253ZM169 147V146H168ZM185 147V146H184ZM218 147H219V145H218ZM217 147V148H218ZM242 146L240 145V148H241ZM44 148V149H43ZM194 148V147H193ZM212 148V147H211ZM239 148V147H238ZM184 149H186V148H184ZM183 149V150H184ZM198 149V148H197ZM253 149V150H254ZM154 150L155 151H157L158 152V150L156 149V148H154ZM187 150V149H186ZM185 150V151H186ZM199 150H202V148L201 149H199ZM205 150V149H204ZM248 150V149H247ZM47 151V150H46ZM188 151H189V149H188ZM194 151V150H193ZM198 151V150H197ZM235 151V150H234ZM242 151H244V150H242ZM44 152V153H43ZM206 152L207 151H205V154H206ZM211 152V151H210ZM215 152V151H214ZM239 152V151H238ZM255 152V151H254ZM257 152H256V155H257ZM47 153V152H46ZM45 153V155H47ZM188 153V152H187ZM41 154V155H42ZM181 154H182V152H181ZM197 156H198V153L196 152L195 153ZM208 154V153H207ZM210 154V153H209ZM33 155V156H32ZM188 155V154H187ZM239 155V154H238ZM48 156V155H47ZM193 156H194V153H193ZM203 156V155H202ZM215 156V155H214ZM219 156V155H218ZM43 157V156H42ZM257 157H258V155H257ZM38 158V157H37ZM45 158H47L46 156H45ZM185 158V157H184ZM224 158V157H223ZM243 158V157H242ZM241 158V159H242ZM245 158V157H244ZM214 159V158H213ZM207 160V159H206ZM244 160V159H243ZM242 160V161H243ZM33 161V160H32ZM206 162V161H205ZM217 162V161H216ZM238 162V161H237ZM241 162V161H240ZM245 162H247V159H246V161ZM244 162V163H245ZM248 163V162H247ZM251 163V162H250ZM88 163H86V165H87ZM235 164V163H234ZM258 164V163H257ZM85 165V164H84ZM233 165V164H232ZM217 166H218V163H217ZM234 166V165H233ZM249 166V165H248ZM87 167V166H86ZM201 167V166H200ZM241 167V166H240ZM254 168H255V165L253 166ZM257 167V166H256ZM17 168V167H16ZM210 168V167H209ZM231 168H232V166H231ZM236 168V167H235ZM264 168V167H263ZM256 169V168H255ZM258 169V168H257ZM221 170V169H220ZM227 170V169H226ZM215 171V170H214ZM251 171H253V170H251ZM257 171V170H256ZM260 171V170H259ZM4 172V174H8V172L7 173H5ZM10 172V171H9ZM82 172H83V170H82ZM198 172V171H197ZM262 172V171H261ZM11 173V172H10ZM86 173V172H85ZM253 173V172H252ZM264 173V172H263ZM215 174V173H214ZM82 175V174H81ZM84 175V174H83ZM82 175V176H83ZM256 175V174H255ZM261 175V174H260ZM0 176H2L1 174H0ZM196 176V175H195ZM209 176V175H208ZM241 176V175H240ZM81 177V176H80ZM216 177V176H215ZM223 177V176H222ZM79 178V177H78ZM84 178V177H83ZM247 178V177H246ZM256 178H258V176L256 177ZM262 179H260V177H259V179H255L254 177L251 179V177H250V179L252 180V182H249V187H251V184L250 183H252V188H251V190H252V194H253V196H254V200L253 201H255V206L253 207V208H251L250 207V209H251V211L253 210L254 212H252L251 213V215H249L246 219H250V220H253V221H250V223L248 224V227H250V232H251V235L249 234V239L250 240H247V241H243L242 240V244H245L244 245V247H242L243 249H244V254H246V256L248 257V260H249V262H252V264H264V187H263V185H264V177L262 176L261 177ZM81 180H82V177L80 178ZM79 179V180H80ZM86 179V178H85ZM191 179V178H190ZM195 179V178H194ZM207 179V178H206ZM75 180V179H74ZM80 180V181H81ZM198 180H200V179H198ZM208 180V179H207ZM213 180V179H212ZM248 180V179H247ZM263 180V181H262ZM2 181H6V180H2L1 179V177H0V187L2 188V186L1 185H3L4 184V182H3V184H1L2 183ZM8 181H10V180H8ZM206 181V180H205ZM85 182V181H84ZM188 182V181H187ZM236 182V181H235ZM262 182H263V184H262ZM22 183V182H21ZM212 183V182H211ZM227 183V182H226ZM238 183V182H237ZM6 184H7V181H6ZM6 184H5V188L4 189H6ZM80 184V183H79ZM219 184V183H218ZM236 184V183H235ZM217 185V184H216ZM4 186V185H3ZM32 186V185H31ZM219 186V185H218ZM226 186V185H225ZM231 186V185H230ZM233 186V185H232ZM242 186V185H241ZM245 186V185H244ZM8 187V189H9V187H10V185L9 186H7ZM221 187V186H220ZM249 187H248V191L251 193V191H250V189H249ZM263 187V188H262ZM19 188V187H18ZM201 188V187H200ZM230 188V187H229ZM241 188V187H240ZM245 188V187H244ZM243 188V189H244ZM3 189V190H4ZM7 189V190H8ZM205 189V188H204ZM216 189V188H215ZM2 190V191H3ZM6 190V191H7ZM207 190V189H206ZM235 190V189H234ZM14 191V190H13ZM12 191V192H13ZM192 191V190H191ZM239 191V190H238ZM0 192H1V190H0ZM8 192H10V191H8ZM196 192H197V190H196ZM242 192V191H241ZM26 193V192H25ZM195 193V192H194ZM198 193V192H197ZM3 194V193H2ZM5 194H7V193H5ZM9 194V193H8ZM13 194V193H12ZM241 194V193H240ZM4 195V194H3ZM183 195V194H182ZM185 195V194H184ZM222 195V194H221ZM11 196V195H10ZM10 196H8L9 198H11ZM25 196V195H24ZM24 196H22V198L24 197ZM193 196V195H192ZM191 196V197H192ZM211 196V195H210ZM252 196V195H251ZM252 196V197H253ZM5 197V196H4ZM27 197V196H26ZM197 197V196H196ZM0 198H1V196H0ZM3 198V197H2ZM13 198V197H12ZM222 198V197H221ZM24 199V198H23ZM182 199V198H181ZM194 199V198H193ZM192 199V200H193ZM253 199V198H252ZM3 200H4V198H3ZM199 200V199H198ZM197 200V198H196V200H195V202L196 201H198ZM247 200H249V199H247ZM2 201V200H1ZM10 201V200H9ZM183 201V200H182ZM252 201V202H253ZM12 202V201H11ZM251 202V201H250ZM13 203V202H12ZM199 203V202H198ZM197 202H196V204H198ZM202 203V202H201ZM200 203V204H201ZM195 204V205H196ZM231 204V203H230ZM235 204V203H234ZM4 205V204H3ZM9 205V204H8ZM247 205V204H246ZM254 205V204H253ZM210 206V205H209ZM192 207V206H191ZM197 207V206H196ZM239 207V206H238ZM243 207H244V205H243ZM9 208V207H8ZM94 208H95V206H94ZM194 208V207H193ZM249 208V207H248ZM3 211V210H2ZM2 211H0V213H2ZM6 212V211H5ZM192 212V211H191ZM10 213H12L11 211H10ZM247 213V212H246ZM248 213H249V211H248ZM3 214V213H2ZM13 214V213H12ZM15 214V213H14ZM17 214V213H16ZM188 214V213H187ZM232 214V213H231ZM3 215H5V214H3ZM225 215H226V213H225ZM8 216V215H7ZM18 216V215H17ZM184 216V215H183ZM188 216V215H187ZM191 216V215H190ZM13 217V216H12ZM5 218V217H4ZM187 218V217H186ZM191 218V217H190ZM1 219V218H0ZM188 219V218H187ZM212 220V219H211ZM1 221V220H0ZM13 221V220H12ZM142 221H144V220H142ZM146 221V220H145ZM243 221V220H242ZM3 222V221H2ZM1 222V223H2ZM5 222V221H4ZM3 222V224L1 225V227H0V264H34L32 261V263L29 261V260H32V259H29L28 258V260H26V253H27V247L25 248L24 246L25 245H23L22 243H23V241H22V245H20L18 242L20 241V240H18V239H21V238H15L14 236H16V235H14L13 233H12V231H11V227H13V226H11L10 224H8V223H4ZM147 222V221H146ZM211 222H213V221H211ZM234 222V221H233ZM244 223V222H243ZM242 223V224H243ZM212 224V223H211ZM214 224V223H213ZM235 224H237V223H235ZM245 224V223H244ZM14 225V224H13ZM141 225H145V224H141ZM246 225V224H245ZM244 225V226H245ZM146 226V225H145ZM236 226V225H235ZM243 226V227H244ZM148 227V226H147ZM247 227V226H246ZM212 229H213V226L211 227ZM230 228V227H229ZM13 229H15V228H13ZM17 229H18V227H17ZM191 229V228H190ZM211 229V230H212ZM237 229V228H236ZM148 230H150V229H148ZM195 230V229H194ZM204 230V229H203ZM209 230V229H208ZM210 230V231H211ZM228 230V229H227ZM248 230H247V232H248ZM17 231V230H16ZM23 231V230H22ZM140 231V230H139ZM209 231V232H210ZM213 231V230H212ZM235 231V230H234ZM149 232L150 231H148V233L147 234H149ZM203 232V231H202ZM206 232V231H205ZM217 232V231H216ZM226 232V231H225ZM224 232V233H225ZM245 232H246V229H245ZM246 232V233H247ZM31 233V232H30ZM145 233H146V231H145ZM189 233H190V237H187V238H189L188 239V248L186 249V247H185V249H186V257L184 256V262L183 261H181V262H179L180 260H178L179 259V257L178 256H173V254L171 255V253L169 254L170 255V257H169V255H167L169 258H167V259H169L168 261H164L165 263H162V264H191L192 263V261H194L195 259H196V255L201 251L200 249H202V252H204L205 253V255H206V252H208L209 253V251H210V254H211V251H214L215 249H219L220 251L222 250L223 251V246H226L227 245V240L229 241V242H232V241H235V240H232V239H227V240H224V241H215L214 240V238H212V242L211 243H205V242H203L201 239H198V234H196L194 231H189ZM211 233V232H210ZM233 233V232H232ZM16 234V233H15ZM144 234V233H143ZM142 234V235H143ZM146 234V235H147ZM202 234V233H201ZM204 234V233H203ZM230 234V233H229ZM18 235V234H17ZM151 235V234H150ZM224 235H226V233L224 234ZM20 236V235H19ZM22 236V235H21ZM144 236V235H143ZM148 236V235H147ZM147 236H144L142 239H143V241L145 242V243H147V247H149L148 249H149V255H148V258L146 259V264H160V262L158 261V259H157V256L158 255H156V246H157V244H156V246H155V244L154 243H152V238L151 237H147ZM201 236V235H200ZM207 236V235H206ZM247 237H248V235H246ZM142 237V236H141ZM226 237H227V235H226ZM223 238V237H222ZM239 238V240H240V237H238ZM238 238H237V240H238ZM16 239L18 240L17 242H16ZM23 239V238H22ZM245 239V238H244ZM24 240H25V238H24ZM29 240V239H28ZM201 240V241H200ZM236 240V241H237ZM205 241H206V239H205ZM226 241V242H225ZM235 241V242H236ZM121 242H122V240H121ZM151 242V243H150ZM154 242V241H153ZM186 242H187V240H186ZM213 242H214V245H213ZM220 242H224V243H220ZM234 242V243H235ZM239 242V241H238ZM240 242H241V240H240ZM243 242H246V243H243ZM145 243H144V245H145ZM233 243V242H232ZM139 244V243H138ZM142 244V243H141ZM140 244V245H141ZM241 244V243H240ZM86 245V244H85ZM112 245V244H111ZM110 245V246H111ZM165 245V244H164ZM133 246V245H132ZM142 246V245H141ZM146 246V245H145ZM144 246V247H145ZM162 246V245H161ZM169 246V245H168ZM230 246V245H229ZM243 246V245H242ZM138 247H140L139 245H138ZM143 247V248H144ZM146 247V248H147ZM158 247V246H157ZM163 247V246H162ZM212 247H215V249H213ZM226 247H228V246H226ZM226 247H224V249H226ZM234 247H236L235 245H234ZM87 248V247H86ZM111 248V247H110ZM113 248V247H112ZM123 248V247H122ZM133 248V247H132ZM142 248V247H141ZM140 248V249H141ZM239 248V247H238ZM165 249V248H164ZM168 249V248H167ZM211 249H213V250H211ZM234 249V248H233ZM237 249V248H236ZM240 249V248H239ZM242 249V250H243ZM28 250H31V249H28ZM107 250V249H106ZM123 250V249H122ZM125 250V249H124ZM143 250V249H142ZM141 250V251H142ZM169 250V249H168ZM227 250V249H226ZM89 251V250H88ZM87 251V252H88ZM134 251L136 252V253H134V254H137L138 253V250L136 251L135 249H134ZM166 251V250H165ZM109 252H111V251H109ZM139 252H140V250H139ZM168 252V251H167ZM217 252V251H216ZM239 252V251H238ZM241 252H243V251H240L239 253H241ZM104 253H106V252H104ZM131 253H132V251H131ZM221 253V252H220ZM30 255H31V253H29ZM88 254V253H87ZM108 254V253H107ZM123 254V253H122ZM133 254V253H132ZM131 254V255H132ZM215 254H217V253H215ZM214 254V255H215ZM225 254V253H224ZM90 255V254H89ZM116 255V254H115ZM121 255V254H120ZM119 255V256H120ZM129 255V254H128ZM130 255V256H131ZM182 255V254H181ZM230 255V254H229ZM28 256V255H27ZM108 256H110V255H108ZM133 256V255H132ZM136 256V255H135ZM203 256H204V254H203ZM115 257V256H114ZM176 257H178V259L176 258ZM238 257H239V255H238ZM247 257H245V258H247ZM104 258V257H103ZM223 258H225L226 259V257H223ZM118 259V258H117ZM128 259V258H127ZM181 259V258H180ZM211 259V258H210ZM119 260V259H118ZM117 260V261H118ZM133 260V259H132ZM234 260V259H233ZM237 260V259H236ZM241 260V259H240ZM116 261V260H115ZM125 261V260H124ZM137 261V260H136ZM244 261V260H243ZM247 261V260H246ZM245 261V262H246ZM139 262V261H138ZM214 262H215V260H214ZM238 262V261H237ZM240 262V261H239ZM103 263V262H102ZM125 263V262H124ZM211 263V262H210ZM36 264H37V262H36ZM104 264V263H103ZM135 264H138V263H135ZM227 264V263H226Z\"/></svg>",
  "mask_w": 264,
  "mask_h": 264
}]
</instances>
